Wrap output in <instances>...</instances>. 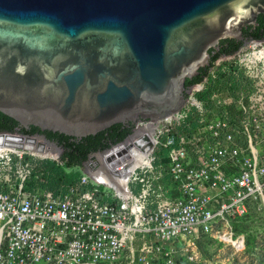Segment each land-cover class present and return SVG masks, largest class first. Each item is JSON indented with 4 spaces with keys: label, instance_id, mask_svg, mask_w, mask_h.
Wrapping results in <instances>:
<instances>
[{
    "label": "built area",
    "instance_id": "obj_1",
    "mask_svg": "<svg viewBox=\"0 0 264 264\" xmlns=\"http://www.w3.org/2000/svg\"><path fill=\"white\" fill-rule=\"evenodd\" d=\"M150 126L151 137L137 143ZM0 137V264L194 262L202 237L220 234L251 205L264 210V41H246L217 62L175 114L141 122L91 154L81 180L60 192L33 175L36 159L61 163L63 151L42 137ZM162 138L170 150L157 171ZM138 148L148 163L124 183ZM105 174L111 183L99 179Z\"/></svg>",
    "mask_w": 264,
    "mask_h": 264
},
{
    "label": "water",
    "instance_id": "obj_2",
    "mask_svg": "<svg viewBox=\"0 0 264 264\" xmlns=\"http://www.w3.org/2000/svg\"><path fill=\"white\" fill-rule=\"evenodd\" d=\"M261 14L264 0H0V112L75 138L162 120Z\"/></svg>",
    "mask_w": 264,
    "mask_h": 264
},
{
    "label": "trees",
    "instance_id": "obj_3",
    "mask_svg": "<svg viewBox=\"0 0 264 264\" xmlns=\"http://www.w3.org/2000/svg\"><path fill=\"white\" fill-rule=\"evenodd\" d=\"M264 16L260 15L258 20L263 21V26L258 28L255 32H248L247 38H264ZM225 41H221L220 44H224ZM241 43L234 44L232 46H223L221 49L211 50V64L222 55H229L237 51ZM207 72V69H201L200 74L192 79L187 80L185 88L192 86L200 82L203 75ZM209 95V91H205L199 95L200 99H204ZM33 130H27L21 128L20 124L14 119L6 116L0 112V133H15L19 132L24 135H33L39 133L41 130L38 127L31 126ZM133 131V126H127L126 124H116L112 127L97 133L96 135H90L83 138L70 137L61 133H53L52 131H46L50 133L47 135L49 141L56 143L62 148L61 163L44 160L42 161V167L37 168L33 177H40L39 185L45 189L54 192H60L68 185L76 184L81 180L83 175L80 168L88 160L89 156L96 152H101L109 149L111 146L123 142ZM166 139L162 138L160 145L158 146L155 156L157 162L164 160V165L167 164V155L170 147H165Z\"/></svg>",
    "mask_w": 264,
    "mask_h": 264
},
{
    "label": "rangeland",
    "instance_id": "obj_4",
    "mask_svg": "<svg viewBox=\"0 0 264 264\" xmlns=\"http://www.w3.org/2000/svg\"><path fill=\"white\" fill-rule=\"evenodd\" d=\"M42 161L36 159L35 166L40 169ZM157 171L164 168V160L154 161ZM108 189V188H107ZM111 192L112 190L109 189ZM159 200V199H158ZM156 199H151L153 207ZM231 233L232 243L220 240L219 235ZM243 239V246L238 250V242ZM241 245V244H240ZM195 261H183L180 264H264V210L251 205L243 217L229 221L228 227L220 228V234L202 237L194 247Z\"/></svg>",
    "mask_w": 264,
    "mask_h": 264
},
{
    "label": "bare ground",
    "instance_id": "obj_5",
    "mask_svg": "<svg viewBox=\"0 0 264 264\" xmlns=\"http://www.w3.org/2000/svg\"><path fill=\"white\" fill-rule=\"evenodd\" d=\"M144 133V134H143ZM145 133L146 134H148V135H150V137H151V134H152V126H150V127H148L147 129H145V130H143V132H140L139 134H141L140 135V137L137 135V138H138V141H137V143H139V144H142L144 141H141V136H142V134L143 135H145ZM149 137V136H148ZM135 139V138H134ZM133 139V140H134ZM4 141V139L3 138H1L0 137V147H1V144H2V142ZM14 141V140H13ZM136 142V141H135ZM144 144V143H143ZM12 147H14V148H19L17 145H15V144H12ZM143 148H144V146H143ZM0 150H1V148H0ZM139 150H140V148H138V149H134L133 150V152L131 153V155H132V163H131V166H130V168L129 169H127V170H125V171H123V172H121V173H125V176H124V183L126 182V180H127V178H128V175H129V172L130 171H132L134 168H136V167H138V166H140V165H144V164H146V163H148V160H147V156H148V152H146V150L144 149L143 150V152L144 153H140L139 152ZM146 152V153H145ZM99 177V179L100 180H102V181H104V182H106V183H111V181H110V176L108 175V174H105V175H101V176H98ZM230 234L231 233H226V236H225V238H224V240L226 241V242H228V243H232V242H234L232 239L233 238H231V236H230ZM232 235V234H231ZM241 238H239L236 242H238L239 240H240ZM238 244H243V239H242V241H240V243L238 242Z\"/></svg>",
    "mask_w": 264,
    "mask_h": 264
},
{
    "label": "flooded vegetation",
    "instance_id": "obj_6",
    "mask_svg": "<svg viewBox=\"0 0 264 264\" xmlns=\"http://www.w3.org/2000/svg\"><path fill=\"white\" fill-rule=\"evenodd\" d=\"M264 16V14H261ZM260 16V15H259ZM259 18V17H258ZM264 20V18H263ZM263 26V21H259L257 19V23L255 25H248V26H245L243 28V38L242 40H236V39H226V40H223L225 41L224 44H219V46L216 48V51L221 49L223 46H232L234 44H237V43H241V45H243L246 41H248L249 39L247 38V34L248 32H255L258 28L262 27ZM208 68V67H207ZM206 68V69H207ZM189 88V87H188ZM187 88V89H188ZM139 122V121H138ZM137 123V122H136ZM136 123H126L127 126H134ZM21 128H24L23 126L20 125ZM27 130H33L32 127H29V128H25ZM41 130V129H40ZM46 131L48 130H41L39 133H35L33 135H38V136H42L44 138H47V135H49L50 133H47ZM55 133V132H53ZM87 162V161H86ZM86 162L84 163V165L86 164Z\"/></svg>",
    "mask_w": 264,
    "mask_h": 264
}]
</instances>
